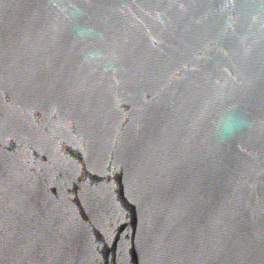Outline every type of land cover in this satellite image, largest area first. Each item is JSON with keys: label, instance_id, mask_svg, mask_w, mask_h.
Masks as SVG:
<instances>
[{"label": "water", "instance_id": "water-1", "mask_svg": "<svg viewBox=\"0 0 264 264\" xmlns=\"http://www.w3.org/2000/svg\"><path fill=\"white\" fill-rule=\"evenodd\" d=\"M0 264H264V0H0Z\"/></svg>", "mask_w": 264, "mask_h": 264}]
</instances>
